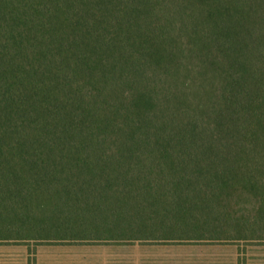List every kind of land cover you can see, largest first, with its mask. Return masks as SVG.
<instances>
[{
	"label": "trees",
	"instance_id": "16d2710c",
	"mask_svg": "<svg viewBox=\"0 0 264 264\" xmlns=\"http://www.w3.org/2000/svg\"><path fill=\"white\" fill-rule=\"evenodd\" d=\"M129 241L264 245V0H0V243Z\"/></svg>",
	"mask_w": 264,
	"mask_h": 264
},
{
	"label": "rangeland",
	"instance_id": "374dc122",
	"mask_svg": "<svg viewBox=\"0 0 264 264\" xmlns=\"http://www.w3.org/2000/svg\"><path fill=\"white\" fill-rule=\"evenodd\" d=\"M0 243V264H12V260L31 264L39 259V264H238L236 246L229 245H190L158 242H128L120 248L96 246L82 250L76 248H43L35 244L23 243L8 245ZM15 244V243H14ZM27 246H26V245ZM31 245V246H30ZM34 247V248H33ZM256 248V249H254ZM254 249V250H253ZM249 251L248 264H264V245L253 246ZM96 256L95 261L75 260V254ZM112 259V260H111ZM15 262V263H20ZM76 262V263H75Z\"/></svg>",
	"mask_w": 264,
	"mask_h": 264
},
{
	"label": "crops",
	"instance_id": "0c3cea01",
	"mask_svg": "<svg viewBox=\"0 0 264 264\" xmlns=\"http://www.w3.org/2000/svg\"><path fill=\"white\" fill-rule=\"evenodd\" d=\"M23 243H9L8 245H20ZM26 245V244H25ZM27 246V245H26ZM31 246V245H30ZM35 247H38L39 249H43V248H59L60 251L63 248H76V249H84V248H88V247H96V246H106V247H111L112 249L117 248V247H121V246H128L126 243H79V244H70V243H42V244H38V245H34ZM114 247V248H113ZM34 248V247H33ZM83 252H77V254H75V260L78 259H84V260H89V261H95L96 256L92 255V256H86V255H82ZM12 264H25V263H21L20 260H15L13 261V259H11ZM29 260V264H31L30 259ZM87 260V261H88ZM112 260V259H111ZM15 262H20V263H15ZM39 259L35 260L33 264H39ZM76 263V262H75ZM28 264V263H27ZM87 264V263H86ZM89 264H97V263H90Z\"/></svg>",
	"mask_w": 264,
	"mask_h": 264
}]
</instances>
